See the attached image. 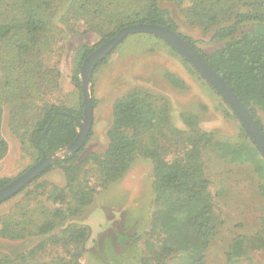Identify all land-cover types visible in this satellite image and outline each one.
<instances>
[{
    "label": "trees",
    "instance_id": "16d2710c",
    "mask_svg": "<svg viewBox=\"0 0 264 264\" xmlns=\"http://www.w3.org/2000/svg\"><path fill=\"white\" fill-rule=\"evenodd\" d=\"M162 2L173 3L190 25L198 26L206 35L211 33L212 40L222 45L210 53L203 52L196 40L179 32L177 21ZM59 15L60 23L56 19ZM75 21L80 23L78 31L97 34L101 44L135 24L158 25L177 32L233 90L264 135L260 116L264 115V0H0V161L9 147L2 134L4 107L9 109L11 131L17 136L21 133L18 138L23 146L32 145L37 161L43 154L51 157L65 150L77 137L84 109L80 68L94 48L79 45L76 49L78 63L71 75L79 95L76 107L53 103L61 73L47 66L45 60L65 34L61 25L70 29ZM172 82L178 84L174 79ZM161 104L160 97L140 88L116 99L104 155L88 154L79 160L92 129L80 151L59 159L20 192L32 184L45 188L46 182L40 180L59 168L65 187L57 189L55 207L46 211L38 224L25 209L19 216L8 214L1 219L0 235L17 241L52 235L63 226L61 243L66 247L81 244L88 230L78 227L74 218L92 204L98 188L117 182L141 155L152 161L153 191L159 206L151 218V240L146 243L152 260L163 263L179 258L183 264H205L204 254L214 236L216 220L202 152L209 149L231 163L250 164L263 182L262 195L264 160L234 114L241 127L239 140L220 141L198 127L191 115L185 116L186 129L164 131L168 105L165 101ZM92 106H96L93 97ZM89 162L96 165L98 175L97 186L93 187L82 183ZM10 181L2 180L0 188ZM118 241L127 242L128 238L118 236ZM263 249L264 230L254 236L239 235L229 247L227 263L238 264Z\"/></svg>",
    "mask_w": 264,
    "mask_h": 264
},
{
    "label": "rangeland",
    "instance_id": "374dc122",
    "mask_svg": "<svg viewBox=\"0 0 264 264\" xmlns=\"http://www.w3.org/2000/svg\"><path fill=\"white\" fill-rule=\"evenodd\" d=\"M162 5L171 11L179 32L196 40L203 52L210 53L222 45L212 40L211 33L206 35L198 26L190 25L173 3L162 2ZM60 16L56 18L59 23ZM79 24L70 29L61 25L65 34L53 53L45 58L47 66L61 73L59 89L52 99L61 106L76 107L79 101L71 83L78 63L76 49L79 45L96 49L102 41L95 33L78 31ZM190 66L160 38L144 34L127 37L93 74L90 86L96 101L93 135L79 160L83 161L88 154L104 155L113 103L134 88L160 97L162 104L167 102L168 125L164 131L186 129L185 116L191 115L198 127L212 133L215 140L238 141L241 127L235 115ZM260 116L264 124L263 113ZM2 134L9 147L6 157L0 161V182L15 179L38 160L32 145L23 146L19 140L21 133L17 136L11 131L7 107H4ZM63 154L58 156L61 158ZM201 162L204 176L210 181L209 193L215 205L216 220L214 236L204 254L205 264H228L229 247L237 236H254L264 230V195L260 192L263 182L250 164L231 163L209 149L202 152ZM85 173L82 183L97 186L96 165L87 163ZM40 182H46L45 188L38 189L32 184L0 205V229L1 219L10 213L19 216L21 210H28V217L38 224L45 218L44 213L55 207L57 189L65 187L64 174L55 168ZM153 182L152 161L138 156L122 178L104 189L98 188L92 204L74 218L78 227L88 230L81 244L66 247L61 243L63 226L52 235L24 240L14 241L0 235V264H183L179 258L156 263L147 251L151 218L159 209ZM118 236L127 237L128 241L119 242ZM238 264H264V249L253 252Z\"/></svg>",
    "mask_w": 264,
    "mask_h": 264
},
{
    "label": "water",
    "instance_id": "95a60500",
    "mask_svg": "<svg viewBox=\"0 0 264 264\" xmlns=\"http://www.w3.org/2000/svg\"><path fill=\"white\" fill-rule=\"evenodd\" d=\"M137 34H148L160 38L170 45L188 64H190L193 69L220 95L226 105L231 109L264 160V135L253 120L248 109L236 96L233 90L214 71L205 59L202 58L199 53L177 32H174L167 27L150 24H135L122 28L114 37L102 43L84 59L80 68L84 107L83 121L78 122L79 131L75 140L65 150L59 152L64 153L61 158L68 154H76L80 151L86 144L90 131L92 130L94 109L92 106L90 86L94 70L118 48L124 39ZM58 154L51 157H47L43 154L41 159L30 166L24 173L1 187L0 205L15 197L48 167L61 159Z\"/></svg>",
    "mask_w": 264,
    "mask_h": 264
}]
</instances>
